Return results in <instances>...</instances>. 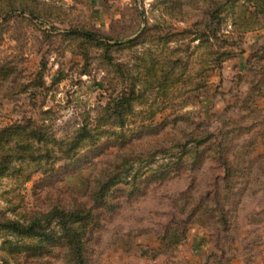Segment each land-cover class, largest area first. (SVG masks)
<instances>
[{"label":"rangeland","instance_id":"1","mask_svg":"<svg viewBox=\"0 0 264 264\" xmlns=\"http://www.w3.org/2000/svg\"><path fill=\"white\" fill-rule=\"evenodd\" d=\"M259 205L264 0H0V264H258Z\"/></svg>","mask_w":264,"mask_h":264},{"label":"trees","instance_id":"2","mask_svg":"<svg viewBox=\"0 0 264 264\" xmlns=\"http://www.w3.org/2000/svg\"><path fill=\"white\" fill-rule=\"evenodd\" d=\"M15 8V7H14ZM33 13V12H32ZM125 106H127L128 108L130 107V100L128 99V98H125V97H121L120 99H118V102H117V104H115L114 105V108H112V111L114 110L115 112L116 111H120V110H122V108L123 107H125ZM85 130V129H84ZM84 130L83 129H81V131L80 132H84ZM33 137H38V134H36V135H34ZM78 137H79V135H78ZM36 141H38V139H36ZM76 141H77V139H76ZM73 143V142H72ZM66 145V146H65ZM67 145H71V141L70 142H62L59 146V153H60V155L61 156H64V155H67V152L69 151V149L67 148ZM73 145H76V143H74ZM65 146V147H64ZM30 147V146H29ZM30 150H28V152H27V154H26V156H28L29 158H32V155L30 154V152H29ZM26 156H23L21 159H25L26 158ZM27 157V158H28ZM53 213H55V211L53 212ZM77 222H80L79 220H77ZM40 224V221L39 220H34V221H32L31 222V224H30V228H35L36 226H40L39 225ZM10 225H12V226H14V227H16L17 228V226H18V223H14V224H11L10 223ZM19 227V226H18ZM43 236V238H44V241H45V238H46V236L45 235H42ZM70 243H71V245H72V247L73 246H75V243L76 242H74L73 243V241H70ZM79 246V245H78ZM74 252L75 251H73V254H74Z\"/></svg>","mask_w":264,"mask_h":264},{"label":"crops","instance_id":"3","mask_svg":"<svg viewBox=\"0 0 264 264\" xmlns=\"http://www.w3.org/2000/svg\"><path fill=\"white\" fill-rule=\"evenodd\" d=\"M259 206L261 207V209H258V211L263 210L264 206L263 205L262 206L259 205ZM253 218H254V216L251 217L250 222H253ZM259 238H260V242H259L260 247L258 249L259 251L258 250L256 251V253L258 255V258L256 257V259H258L257 260L258 264H264V231L261 232V235Z\"/></svg>","mask_w":264,"mask_h":264}]
</instances>
